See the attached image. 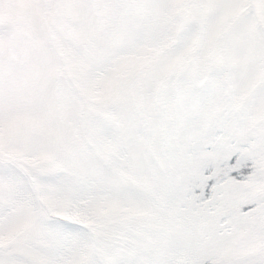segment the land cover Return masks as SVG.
<instances>
[{
    "label": "snow or ice",
    "instance_id": "snow-or-ice-1",
    "mask_svg": "<svg viewBox=\"0 0 264 264\" xmlns=\"http://www.w3.org/2000/svg\"><path fill=\"white\" fill-rule=\"evenodd\" d=\"M0 264H264V0H0Z\"/></svg>",
    "mask_w": 264,
    "mask_h": 264
}]
</instances>
